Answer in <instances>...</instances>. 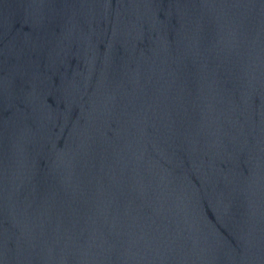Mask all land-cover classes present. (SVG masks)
<instances>
[{"label":"water","instance_id":"1","mask_svg":"<svg viewBox=\"0 0 264 264\" xmlns=\"http://www.w3.org/2000/svg\"><path fill=\"white\" fill-rule=\"evenodd\" d=\"M0 264H264V0H0Z\"/></svg>","mask_w":264,"mask_h":264}]
</instances>
